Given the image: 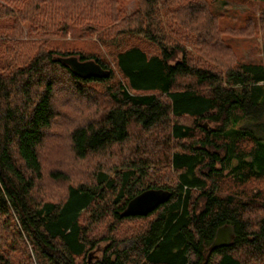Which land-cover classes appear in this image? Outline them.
<instances>
[{
	"label": "trees",
	"instance_id": "1",
	"mask_svg": "<svg viewBox=\"0 0 264 264\" xmlns=\"http://www.w3.org/2000/svg\"><path fill=\"white\" fill-rule=\"evenodd\" d=\"M213 1L0 0V264H264V197L222 192L264 179V14L245 29L261 38L260 57L243 62L226 42L242 32L220 26ZM73 29L97 38L107 59L64 49ZM70 56L110 76L78 78L58 60ZM58 75L63 101L86 114L64 130L52 125ZM62 143L74 164L89 160V180H70ZM147 189L170 198L121 217ZM136 220L146 223L126 237L131 248L114 246L111 232ZM223 225L232 243L207 258ZM101 226L106 235H95ZM98 240L111 243L88 263Z\"/></svg>",
	"mask_w": 264,
	"mask_h": 264
},
{
	"label": "rangeland",
	"instance_id": "2",
	"mask_svg": "<svg viewBox=\"0 0 264 264\" xmlns=\"http://www.w3.org/2000/svg\"><path fill=\"white\" fill-rule=\"evenodd\" d=\"M211 10L212 12L218 17L220 21V26L222 28L226 27H234V29H239L242 33L240 34L239 37H230L226 39V42L230 45L233 53L236 55V57L243 62H248V63H256L258 61V58L260 57V46H261V38L256 34H253L251 32H248L245 30L248 26V22L252 19L250 15H255L257 17L259 13L264 14V3H257V2H252V0H214L211 2ZM245 35V36H243ZM60 42H64L62 47L64 49H69V50H78L81 51L82 53H99L100 56H105L106 59L108 57V54L106 51H104L99 42L97 41V38L91 37V38H80L79 37V32L76 29H73L68 36ZM137 44L145 49H151V46L148 43H145L142 40L136 41ZM60 45V43H59ZM149 45V46H148ZM110 66L114 69V65L111 63ZM59 78L56 80V85L54 86V98H55V104L56 110L58 113H60V116L56 117L52 125H55V127L58 126L60 130H64L68 127H73L74 125L79 124L82 122L86 116V114H83L82 109L84 106L82 103L77 104L75 103V100L68 98L67 101H63L66 96H69L67 94L66 89L68 88V81L67 78L61 77V76H56ZM115 79H120V75L116 72L115 70ZM62 91V92H61ZM65 91V92H63ZM99 91L101 92L102 89L99 88ZM62 107V108H61ZM101 106L100 108L98 106H93L91 108L92 112V118L98 117V113H101ZM81 112V113H78ZM52 132L54 133V136L57 137L58 141H61L62 136L55 132L56 128L51 129ZM68 130V129H67ZM50 131V130H49ZM51 133V132H48ZM47 133V137L45 139V143L48 146V149L50 150L52 145H50L51 141V134ZM58 149L61 148V152L58 155V159H63L64 161H69L70 163H73V156L68 150V147H66L65 143L57 145ZM54 146L52 148L53 152ZM47 151V149H46ZM45 152V149H44ZM53 154H45V157H51ZM46 157V158H47ZM111 158L113 156L110 155ZM73 161V162H72ZM110 161V158L108 159V162ZM76 164L73 163V166L71 170L68 169L70 172V180L77 181H87L88 179V174L91 171V163L89 160L87 162L85 161H80V162H75ZM45 168L51 169L52 164L46 163L44 164ZM160 174H158L159 176ZM169 177L172 176L171 174L168 175ZM167 176V177H168ZM168 180V179H166ZM173 181V180H172ZM48 191L51 192V195L53 194H58L59 191L62 189L58 187L57 185H49ZM222 192L223 193H228L230 192H235V191H241L243 194H246L248 196H252L255 191H260V194L264 197V179L261 181H257L256 183H250L246 188H237V187H232L230 183H226L222 187ZM262 202V201H260ZM146 220H136V221H129L124 225L122 228L115 232H111L112 234V239L114 242V246L118 247L120 250L124 248H131L132 242L129 241L131 240L130 238L126 237H131L133 236V233H137V230H141L142 227L145 225ZM105 226H101V230H97L95 235H106L105 233ZM100 231V232H99ZM101 236H98L100 238ZM126 238L125 240H123ZM129 241V242H128ZM100 242L96 249L91 253L90 257V263H94L96 261H99L103 254L105 253L104 250L106 247L110 245L111 242H107L106 240H98ZM111 250H114L111 249ZM215 257L210 259V264L215 263Z\"/></svg>",
	"mask_w": 264,
	"mask_h": 264
},
{
	"label": "water",
	"instance_id": "3",
	"mask_svg": "<svg viewBox=\"0 0 264 264\" xmlns=\"http://www.w3.org/2000/svg\"><path fill=\"white\" fill-rule=\"evenodd\" d=\"M67 66L72 74L81 79L95 78L104 79L110 76V72L103 69L92 60L80 61L75 56L58 59ZM170 198V192L164 189H147L132 198L121 212V217L144 216L155 211L159 206L165 204ZM234 238V229L231 225H223L216 232L211 245L208 248V256L217 248L228 247ZM90 263V256L88 258Z\"/></svg>",
	"mask_w": 264,
	"mask_h": 264
}]
</instances>
